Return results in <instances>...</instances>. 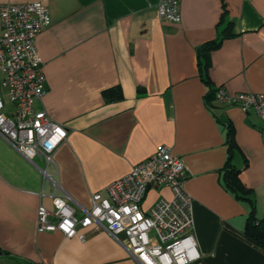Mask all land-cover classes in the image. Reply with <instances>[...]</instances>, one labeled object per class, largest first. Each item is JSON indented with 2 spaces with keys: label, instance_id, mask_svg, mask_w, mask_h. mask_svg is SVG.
<instances>
[{
  "label": "crops",
  "instance_id": "crops-1",
  "mask_svg": "<svg viewBox=\"0 0 264 264\" xmlns=\"http://www.w3.org/2000/svg\"><path fill=\"white\" fill-rule=\"evenodd\" d=\"M34 1L52 19L36 38L46 74L37 107L66 126L68 140L53 162L32 163L0 135V264H137L104 228L85 230L84 240L39 232L37 208L66 192L81 215L94 193L105 195L162 144L187 168L201 254L192 264H264V247L245 232L252 202L264 218L263 121L212 95L264 93V0H178V23L159 18L157 0L0 6ZM230 23L234 34L223 37ZM118 86L122 98L107 101L104 92ZM228 160L240 169L237 192L225 182ZM161 196L172 192L151 188L144 208Z\"/></svg>",
  "mask_w": 264,
  "mask_h": 264
},
{
  "label": "built area",
  "instance_id": "built-area-1",
  "mask_svg": "<svg viewBox=\"0 0 264 264\" xmlns=\"http://www.w3.org/2000/svg\"><path fill=\"white\" fill-rule=\"evenodd\" d=\"M158 16L178 23V0H157ZM52 22L42 2L0 6V135L28 161L53 162L57 148L68 140V129L54 120L37 102L46 94L43 60L36 49L38 34ZM4 95L13 108L5 111ZM222 104L255 111L264 125V93L215 92ZM186 165L171 147L159 145L129 173L114 180L105 195H92V205L78 215L64 192L53 198V208H37L39 232L59 231L67 238H86L85 230L104 228L137 264H192L201 254L194 235L193 200L184 188ZM169 188L171 198L161 196L144 208L147 192Z\"/></svg>",
  "mask_w": 264,
  "mask_h": 264
},
{
  "label": "trees",
  "instance_id": "trees-1",
  "mask_svg": "<svg viewBox=\"0 0 264 264\" xmlns=\"http://www.w3.org/2000/svg\"><path fill=\"white\" fill-rule=\"evenodd\" d=\"M232 23H230L227 29L224 30L223 37L230 36L234 34L231 30ZM220 44L219 41L210 42L204 45L199 50L200 56H207V53L214 47ZM205 68H208V61L205 62ZM104 96L107 101L118 100L122 98V92L120 86L114 89L113 93H110V90L104 92ZM229 144L230 150L233 149L234 139L232 131L230 130L229 134ZM226 172H225V182L229 188H232L237 192V188H244L240 180V169L234 166L230 160L226 163ZM238 194V193H237ZM240 196V194H238ZM245 232L253 239L258 241L264 247V218L258 220L255 216V206L252 202L251 212L248 218V223Z\"/></svg>",
  "mask_w": 264,
  "mask_h": 264
},
{
  "label": "rangeland",
  "instance_id": "rangeland-1",
  "mask_svg": "<svg viewBox=\"0 0 264 264\" xmlns=\"http://www.w3.org/2000/svg\"><path fill=\"white\" fill-rule=\"evenodd\" d=\"M1 34V31H0ZM4 102H5V111L8 112L13 108V104L10 102L7 95H4Z\"/></svg>",
  "mask_w": 264,
  "mask_h": 264
},
{
  "label": "water",
  "instance_id": "water-1",
  "mask_svg": "<svg viewBox=\"0 0 264 264\" xmlns=\"http://www.w3.org/2000/svg\"><path fill=\"white\" fill-rule=\"evenodd\" d=\"M212 95L214 96L215 95V92H213ZM0 254H2V251L1 250H0Z\"/></svg>",
  "mask_w": 264,
  "mask_h": 264
}]
</instances>
